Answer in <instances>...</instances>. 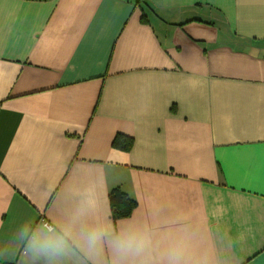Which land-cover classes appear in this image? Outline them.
I'll return each instance as SVG.
<instances>
[{
    "label": "crops",
    "instance_id": "crops-1",
    "mask_svg": "<svg viewBox=\"0 0 264 264\" xmlns=\"http://www.w3.org/2000/svg\"><path fill=\"white\" fill-rule=\"evenodd\" d=\"M0 264H264V0H0Z\"/></svg>",
    "mask_w": 264,
    "mask_h": 264
},
{
    "label": "clouds",
    "instance_id": "clouds-1",
    "mask_svg": "<svg viewBox=\"0 0 264 264\" xmlns=\"http://www.w3.org/2000/svg\"><path fill=\"white\" fill-rule=\"evenodd\" d=\"M103 235L102 230L92 229L84 237L81 246L86 250H93L97 247ZM114 245L116 250L120 251L125 246L130 245V240H117L114 241ZM68 246L69 241L63 234L47 226L35 232L30 237L28 245L30 251L45 255H58L64 252Z\"/></svg>",
    "mask_w": 264,
    "mask_h": 264
},
{
    "label": "trees",
    "instance_id": "trees-1",
    "mask_svg": "<svg viewBox=\"0 0 264 264\" xmlns=\"http://www.w3.org/2000/svg\"><path fill=\"white\" fill-rule=\"evenodd\" d=\"M129 142L123 139H116L115 145L123 150H127L129 147ZM110 201L113 209L115 219L123 218L129 216L135 209L137 203L131 199L125 192L120 188H115L111 191Z\"/></svg>",
    "mask_w": 264,
    "mask_h": 264
},
{
    "label": "built area",
    "instance_id": "built-area-1",
    "mask_svg": "<svg viewBox=\"0 0 264 264\" xmlns=\"http://www.w3.org/2000/svg\"><path fill=\"white\" fill-rule=\"evenodd\" d=\"M47 225V224H46Z\"/></svg>",
    "mask_w": 264,
    "mask_h": 264
}]
</instances>
